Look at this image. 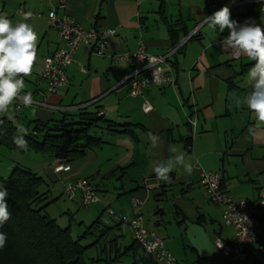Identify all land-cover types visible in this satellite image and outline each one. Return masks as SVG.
Instances as JSON below:
<instances>
[{
    "label": "crops",
    "instance_id": "crops-1",
    "mask_svg": "<svg viewBox=\"0 0 264 264\" xmlns=\"http://www.w3.org/2000/svg\"><path fill=\"white\" fill-rule=\"evenodd\" d=\"M242 1L66 0V13L85 29H113L116 34L108 37L104 57L80 46L74 63L66 70L68 85L48 97L47 103L54 109L31 105L18 113L26 124L64 117L74 121V116L82 112L101 111L110 124L127 126L129 133L102 126L99 131L105 137L97 133L101 144L86 149L81 158L69 164V172L56 175L52 168L54 162L38 163L34 170L62 185L66 181L86 179L97 193L98 186L108 192L112 181L118 178L119 188L130 197L114 203L123 212L118 216V224H127L130 233V221L136 216L143 218V208L149 204L151 194L168 192L172 196L169 209L177 232L173 235L166 230L167 239L163 240L175 262L186 263L189 249L195 254L197 264H237L225 259L215 245L217 238L230 243L234 230L223 223V207L206 199L200 182L203 171L219 172L223 189L236 199L257 202L264 188V129L258 138H247V130L254 124L253 114L246 105H237L251 91L247 73L253 61L246 56L232 58L220 45L229 30L213 32L205 23L212 6H232L233 20L264 27L261 9L260 15L254 17L255 14L249 13L257 5L239 4ZM51 3L52 0H24L18 8L44 16L37 18L42 19L44 31L40 46L45 50L41 70L34 81L25 78L28 84L22 93H31L36 99L43 61L62 45L46 19ZM16 15L23 18L17 12ZM58 15H63V11H58ZM193 33L194 37L171 57L176 87H153L143 96L132 97L126 79L134 62L126 57L137 50L139 40L144 41L149 53L159 56L166 54L175 41L182 43ZM145 100L153 105L150 114L142 111ZM192 119L197 121L195 131L189 122ZM149 132L160 136L159 147L152 148ZM172 147L186 153V161L194 170L189 175L178 165L170 173L171 182L166 183L157 180L152 168L155 161L174 158L176 153L170 151ZM72 202L68 205L69 214L73 207L81 205V198ZM254 228L264 242V208L259 211ZM247 251L243 264H264V254L258 244H250Z\"/></svg>",
    "mask_w": 264,
    "mask_h": 264
},
{
    "label": "built area",
    "instance_id": "built-area-1",
    "mask_svg": "<svg viewBox=\"0 0 264 264\" xmlns=\"http://www.w3.org/2000/svg\"><path fill=\"white\" fill-rule=\"evenodd\" d=\"M239 4L258 5L264 13V0H243ZM227 7L232 8V6ZM221 8L212 6L213 11L210 16ZM66 9V0H52L51 10L46 17L50 27L57 32L62 45L43 61L42 73L37 81L36 95H38V98L36 99L32 95L34 101L32 105L41 108L54 109L47 103L48 97L68 85L69 80L66 70L74 63L80 46H86L91 54L104 57L108 37L116 34L113 29L92 28L87 30L68 15ZM58 11H63V15L59 16ZM23 13L25 12L21 7L18 14L23 16ZM32 17L43 18L44 16L41 13H33ZM193 37L194 33L182 43L174 45L166 54L159 56L149 53L144 41L139 40L137 50L126 57V59L134 62L126 79L131 88L130 95L132 97L143 96L146 90L153 87L169 86L175 88L177 82L171 57L178 52L187 40ZM82 72L86 73V70L82 69ZM24 106L23 101L18 100L14 104V111L19 113ZM153 109V105L149 101L145 100L143 102L142 111L145 114H150ZM192 127L195 131L196 126L192 125ZM70 170L69 164H56L53 166V172L56 175ZM200 182L205 190L208 202L223 207L224 225L234 230V237L230 243L224 242L220 238L216 239L215 245L220 254L230 262L237 264H243L246 261L248 257L247 249L250 244H258L260 251L264 254V242L254 228L259 211L264 208V188L260 192V199L257 202H251L247 199H236L226 192L222 187V177L219 172L203 171ZM64 193L70 201L76 200L80 193L81 205L85 208L100 202V198L91 182L86 179L65 182ZM134 205L137 206L138 202H135ZM109 212L111 214V211ZM129 226L133 239L159 264H175L174 257L165 248L164 240L158 237L153 230L146 227L141 216L134 217Z\"/></svg>",
    "mask_w": 264,
    "mask_h": 264
},
{
    "label": "trees",
    "instance_id": "trees-1",
    "mask_svg": "<svg viewBox=\"0 0 264 264\" xmlns=\"http://www.w3.org/2000/svg\"><path fill=\"white\" fill-rule=\"evenodd\" d=\"M252 8L249 14L258 17L260 8L258 5ZM171 32L174 36V31ZM176 44L178 41L174 42V45ZM254 63L255 61L248 66L251 67ZM101 113L82 112L74 116V121L64 117L62 120L53 119L45 122L35 120L26 124L16 112L9 113L13 116L12 120L8 119V115L0 114V146L20 153L48 155L51 158L49 160L54 162L52 168L56 164H70L81 158L86 149L101 144L95 129H102V126H105L108 130L119 133L131 132L127 126L110 124ZM17 124L27 130L26 151L17 148L13 143V137L18 134ZM45 184L44 177L31 169L15 168L8 177H0V187L7 189L8 192L7 203L11 212V219L0 226V232L6 233L8 237L5 247L0 249V264H88L85 258L87 250L96 247L101 238L110 234L112 228H107L101 231V235L93 244L83 247L82 241L90 235L99 220L89 227L83 236L74 239L71 226L63 229L56 220L46 215V209L53 200L46 203L48 192L41 191ZM121 225L122 223H119L114 228L120 230ZM121 237L117 236L111 242L115 245L116 251L111 250L109 254L117 252L115 258L97 257L91 259L89 264H112L120 256L128 254L133 256V264H159L134 239L132 244L120 253ZM105 251L108 252L107 248Z\"/></svg>",
    "mask_w": 264,
    "mask_h": 264
},
{
    "label": "clouds",
    "instance_id": "clouds-1",
    "mask_svg": "<svg viewBox=\"0 0 264 264\" xmlns=\"http://www.w3.org/2000/svg\"><path fill=\"white\" fill-rule=\"evenodd\" d=\"M31 17L30 11L25 12L21 21L13 22L6 15L0 14V114L8 115L9 120L13 119L9 110L18 100H22L25 106H31L34 102L31 93L22 95L25 90V78L32 75L39 58L40 36L34 26L27 22ZM205 23L213 32L218 30L223 33L226 28L229 30L220 45L232 58L246 56L250 61H255L247 73L251 91L242 101H237V105H246L253 114L254 124L248 128L247 138L256 139L260 130L264 129V27L248 21L238 23L231 18V11L227 6L205 17ZM189 122L194 127L197 124L195 119ZM16 127L18 134L13 137V143L17 148L26 151L27 130L19 124ZM147 136L152 148L159 147V135L149 132ZM170 151L176 153L174 158L155 161L152 168L157 180L166 183L171 182L170 173L178 165H182L189 175L194 170L193 165L186 161V153L178 151L175 147ZM7 196V189L0 187V226L11 219ZM7 239V234L0 232V249L5 247Z\"/></svg>",
    "mask_w": 264,
    "mask_h": 264
},
{
    "label": "rangeland",
    "instance_id": "rangeland-1",
    "mask_svg": "<svg viewBox=\"0 0 264 264\" xmlns=\"http://www.w3.org/2000/svg\"><path fill=\"white\" fill-rule=\"evenodd\" d=\"M23 1L24 0H17L14 3L8 0H0V14L6 15L8 18L12 19L13 22L21 21L23 18L17 16L16 12L18 13V8L20 7L19 4H22ZM41 20L42 19L31 18L27 21L34 26L40 36L38 45L39 58L34 66L32 75L28 77L30 81H34L36 79V75L40 72V61L43 53H45L44 46L40 47L44 35L43 27L41 25L43 24V21ZM47 28H49V25H47ZM25 84L28 83L25 81ZM23 108H25V106ZM9 113H15L14 106H12L9 110ZM94 131L98 133L99 136L105 137L99 129H95ZM49 159L51 158L48 155L35 154L32 152L20 153L0 146V177H8L15 168L31 169L32 171H35L34 166H36V164L44 162H48L50 164L52 160L50 161ZM44 179L46 184L42 187L41 191L48 192V200L46 203L53 200V202L50 203L46 209V215L49 218L56 220L58 225L63 229L71 226L72 236L74 239H78L83 236L85 232L88 231V228L99 220V222L94 225L90 235L82 241L81 244L83 247H88L93 244L101 235V231H104L107 228H112L110 234H108V236H106V234L105 237L101 238L96 247H91L87 250L85 258L88 264L91 262V259H95L97 257H107L106 259H108V257L115 258L117 252H114L111 255L109 252L111 250L116 251L115 245H112L111 242L114 241L117 236H122V239L120 238L121 241L119 246L120 253H123L124 248L132 244L133 237L131 236L127 224H122L120 230L114 228L119 222L118 216H122L123 213L117 210V206L114 203L117 200L130 199V197L125 195V193L119 188L120 185L117 181L118 178L112 181L108 192L98 186V195L100 198L99 204L88 208H85L82 205L73 207L70 214L68 205L73 202L70 201L64 194L62 182H58L56 179H50L49 177H44ZM167 193L163 194L161 191L153 192L151 194L152 196L149 200V204L144 206L142 213L146 226L153 230L158 237L165 240L167 239L165 234L166 230L171 231L173 235L177 232V227L173 222V215L170 213L171 209H169V206L172 204V196ZM77 197L81 198V194L79 193ZM109 210H112L113 214L116 216H112L113 214L111 215ZM179 241H181V238H179ZM185 243L187 244L186 241ZM106 248L108 252L105 251ZM186 259L190 262L186 261V263H184L183 261H176L175 264H197L195 262V254H191L189 249H187ZM133 262V256L128 254L120 256V258L112 264H133Z\"/></svg>",
    "mask_w": 264,
    "mask_h": 264
}]
</instances>
